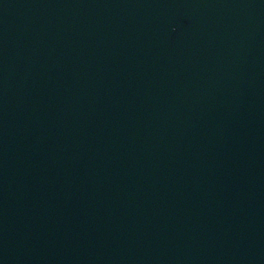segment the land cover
I'll use <instances>...</instances> for the list:
<instances>
[{"label":"water","instance_id":"95a60500","mask_svg":"<svg viewBox=\"0 0 264 264\" xmlns=\"http://www.w3.org/2000/svg\"><path fill=\"white\" fill-rule=\"evenodd\" d=\"M0 264H264V0H0Z\"/></svg>","mask_w":264,"mask_h":264}]
</instances>
